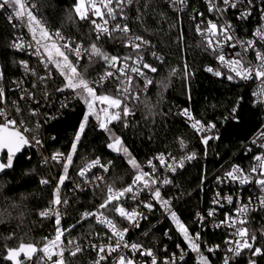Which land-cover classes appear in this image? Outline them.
<instances>
[{
	"label": "snow or ice",
	"instance_id": "snow-or-ice-1",
	"mask_svg": "<svg viewBox=\"0 0 264 264\" xmlns=\"http://www.w3.org/2000/svg\"><path fill=\"white\" fill-rule=\"evenodd\" d=\"M168 2L174 8L180 5L181 7L176 9L177 11L182 12L184 8L188 7V0H168ZM207 3L208 11L217 13L221 18L229 9H236L239 11V15L236 17L238 20H246L255 12L259 14L260 20L264 21V0H220L219 3L217 0H207ZM133 5L138 13L137 20L143 19L141 8L149 11L153 8L151 0H145L143 3L141 0H75L74 4L75 16L80 21L92 26L96 41H100L102 38L111 39L113 42L119 40L124 48L132 49V53L121 57L110 55L95 42L91 43L89 47H84L60 31H51L40 14V8L43 6L41 0H0V10L9 11L7 17L9 23L16 27L19 22L20 26L27 28L31 34L35 47L31 43L26 45L22 37L14 38L11 47L20 52L31 49V54L39 58L47 71L46 77H38L40 82L44 83L52 78L54 71L58 72L63 77L64 84L56 91L63 93L65 90H71L78 99L83 100L87 105V110L70 142L69 152L65 154L57 150L50 157L40 156V160L45 166L51 164L59 165L61 168L52 192V199L48 201L45 208L37 213L42 219L52 220L54 237L49 239L46 236L43 241L39 242L42 245L40 247H37L36 243L23 242L18 247H8L6 255L3 256V260L7 264H31L37 253L42 255L37 257L35 264H67L66 252L70 257H76L85 251L78 241L71 238L67 239V244H65V234L70 233L72 229L63 227L62 220L65 209L70 205V200L66 196L62 197L61 189L69 179V168L73 165V158L78 154V147L82 145V139L86 138V129L93 119L96 127L106 134L105 147L112 153L123 155L127 164L134 170L130 184L119 190L108 186L102 202L95 206V210L83 212L77 220V223H80L83 220L94 218L98 224L107 229V233H110V235L106 233V239L109 241L107 244H96L90 240L87 242L97 254L94 264H101L113 253H117L114 264H188V259L193 258L196 260V264H212L210 257L213 256L220 264H235L236 259L245 252H247V264H258L257 258H264V227H261L259 234L249 227V213L264 211V124L261 125L250 145H245L246 153H252L254 149H259L252 156L255 163L250 169L246 172L241 166L233 164L229 170L223 171V175L215 177L218 185L225 182L241 186L254 183L258 187L260 195L255 202L250 197L248 202L244 203L238 198L234 200L232 195L222 196L218 191L211 202L213 206L206 213L196 212L194 224L200 230L195 232L190 230L191 226L186 224L178 214L176 202L179 197L166 198L162 195V189L174 183L173 177L178 170L184 169L187 162L195 160L197 153L193 151L177 158L171 153L166 155L160 152L148 158L149 171H145L127 146L125 132L132 126L129 118L135 115L130 104L134 102L139 105L147 102L146 100L141 101L140 96L134 93L133 80L136 77L142 78L146 92L148 86L153 83L146 72H157L156 66L146 62V55H151L160 62L164 60L156 51L152 50L153 45L148 39L141 35L130 34L131 30L127 23L129 16L126 9ZM197 16L202 17L203 13H197ZM118 17L124 23L116 22L110 26V21H117ZM68 18L71 20L73 17L70 14ZM193 19L196 17L194 16ZM203 23L202 20L197 23L195 30L204 41L205 51L210 52L218 64L216 68L206 67L205 71L229 82L258 81V88L252 92V104L258 110H264V25L254 30L252 38L245 39L236 35L234 25L228 20H224L221 24L208 20L202 27ZM226 48L231 49L232 52L225 51ZM249 53H254L255 62L248 58ZM85 55L89 61H93L95 57L102 60L107 66V70L96 80L86 79L83 74L77 72V65L69 59L72 56L79 61ZM19 66L23 68L25 74L31 73L32 76H37L36 70L30 68L27 61H19ZM191 75L192 73L187 71V65H185L186 78ZM3 79L4 72L0 69V81ZM110 79L117 85L115 95L103 92ZM13 83L17 89H20L21 99L40 104L34 92L22 88L23 81H14ZM164 86L167 87L166 84ZM31 87L36 89L38 85L33 83ZM45 87H47L46 84ZM98 90L101 94H98ZM26 91L27 95L25 96L24 92ZM48 99L50 96L45 93L44 100ZM4 102L5 89L0 86V103ZM60 107L64 109L68 105L61 103ZM16 111L19 112L20 109L17 107ZM236 112L237 107H233L230 116L238 121ZM31 114L35 116L39 113L33 110ZM178 115L186 119L199 137L206 156L211 146L210 142L221 139L216 123L196 118L187 107L182 108ZM0 117H3L0 120V153L4 154L3 157H0V174H6L8 170L14 168L18 154L25 153L26 149H33L39 153L45 148V140L40 133L41 122H37L34 128L24 127L22 132L20 127H17L16 120L8 118L4 109H0ZM57 118L46 115L43 123H49ZM228 118L225 117V120ZM117 125L121 126L119 133L115 130ZM51 139L55 140V136ZM180 143L182 146L184 145L182 138ZM28 159L31 162V156ZM112 163V161L103 162L102 158L96 157L80 166L77 172L80 181H73V191H84L85 186L98 187L104 178L102 175H96L93 169L108 172ZM161 171L166 174L160 175ZM205 180L206 176L202 177L201 184ZM39 182L41 185L51 183L48 178H42ZM3 187V184H0V190ZM142 193H147L146 199H140ZM127 199L135 202L136 207L131 210L125 207L124 202ZM224 202L229 205L235 204V207L224 212V218L211 225L213 229H223L227 232L223 240L224 247L222 248L219 244L209 246L202 240V232L208 229V219L216 217L217 210L223 207ZM9 206L17 207L14 204ZM157 206L162 210L165 218L171 221L183 242V246L181 243L175 245L177 252H169L165 246L162 259L160 258L161 253H158L154 246L139 241L129 243L125 239L129 228L119 227L116 221L106 214L111 213L115 217L127 221L132 228L139 229L141 221L148 219L146 213H154ZM141 207L146 210V213L140 210ZM3 222V211H0V223ZM170 231L166 230L164 233L168 239H172ZM143 235L147 237L149 233L145 232ZM7 239H15L14 233ZM191 254H194V257Z\"/></svg>",
	"mask_w": 264,
	"mask_h": 264
},
{
	"label": "trees",
	"instance_id": "trees-1",
	"mask_svg": "<svg viewBox=\"0 0 264 264\" xmlns=\"http://www.w3.org/2000/svg\"><path fill=\"white\" fill-rule=\"evenodd\" d=\"M145 0H141V3ZM153 8H141L142 20H137L135 5L129 10V19L136 35L148 39L153 49L163 62L151 58V64L157 67V72L152 74V85L148 93L142 97L144 104H130L135 115L130 117L132 126L126 130L127 146L137 158L138 163L145 168L148 158L160 152H172L175 155L196 152L197 158L185 164L184 169L178 170L173 177L174 183L162 190V195L167 197H179L176 202L178 214L193 232L198 229L194 224L197 211L210 207L212 195L215 193V174H220L237 164L249 168L252 156L258 152H245V145L263 124V110H258L252 104L251 84L242 82H229L218 78L205 71L206 67H218L211 53L205 51L203 40L196 34L192 22L186 13L175 11L166 0H151ZM43 5L40 14L47 22L50 30L61 31L67 37L84 43L87 47L95 42L110 55L125 56L129 53L119 40L113 42L104 38L96 41L91 25L80 21L73 11L75 0H41ZM72 15L70 20L68 17ZM8 10H0V69L4 72L5 82L9 87L14 85V80L24 78L19 61L23 55L15 52L12 41L19 33V29L9 23ZM19 23L17 22V25ZM187 71L192 73L185 76ZM107 70L104 62L98 58L93 61H85L78 66L77 71L86 79L100 76ZM53 79L45 84H39L36 89L29 87L36 98L43 99L45 91L50 92L51 100L56 102L61 94L56 91L63 87V77L58 72H53ZM167 85L165 87L164 85ZM110 86L104 89V94L116 93ZM10 93L18 100L20 94L16 91ZM99 94H101L99 92ZM190 96V99H189ZM240 98H243L242 100ZM239 101V103H238ZM22 114L19 119L34 128L37 122L42 123L40 133L45 140V148L39 153L33 149L25 151L14 162V168L8 170L0 177V211H3V223H0V264H7L3 260L8 247H18L20 243H36L40 245L43 237H50L54 233V224L50 219H42L37 213L45 208L52 199L54 184L41 185L42 178L51 180L50 169L42 164L40 156L43 152L51 156L57 150L67 154L70 150V142L73 139L76 128L87 110V105L77 99L68 108L63 109L56 120L43 123L44 115L33 116L30 108L34 102L20 100ZM55 107V106H54ZM189 108L193 115L202 121H214L217 125L221 139L212 141L208 154H204V146L200 144L199 137L189 126L188 122L178 115L182 108ZM233 107H237L236 116L232 119L230 113ZM53 107L49 109L52 111ZM58 111V110H56ZM225 117H229L225 120ZM118 133L121 126L115 129ZM55 136V140L51 137ZM183 139L184 145L180 143ZM106 134L102 133L91 120L86 129V138L82 139V145L78 147V154L73 158V165L69 168V178L77 180L79 167L93 158L100 157L103 162L112 161L109 173V183L94 191H84L72 199L69 208L70 220H64L65 228H71L67 233L78 241H84L92 232H102L93 218H89L82 224L72 227L81 211H94L95 206L102 202L108 186L123 188L131 183L134 170L127 164L123 155L110 152L105 144ZM31 156V162L28 157ZM6 158V157H5ZM54 174L58 178L61 171L59 165H52ZM206 180L201 184L202 177ZM17 205L13 208L9 205ZM116 218L113 214L107 213ZM164 217L162 210L157 206L151 218L144 222L143 229L153 227L145 243L156 249L168 245L174 248L176 243H182L181 237L176 233L173 224ZM75 221V222H74ZM158 223V224H157ZM257 231L264 227V212H252L250 225ZM166 230H171L172 239L164 236ZM15 239L9 240L13 235ZM209 242L222 240L223 233L210 231L203 234ZM94 253L85 251L76 257L66 258L67 264H90ZM258 264H264V258H257Z\"/></svg>",
	"mask_w": 264,
	"mask_h": 264
},
{
	"label": "built area",
	"instance_id": "built-area-1",
	"mask_svg": "<svg viewBox=\"0 0 264 264\" xmlns=\"http://www.w3.org/2000/svg\"><path fill=\"white\" fill-rule=\"evenodd\" d=\"M166 2L169 4L168 0H166ZM217 2L219 3L220 0H217ZM169 6L171 8H173L175 11H177L176 9L181 7L180 5H177L176 8H174L171 4H169ZM132 6H130L129 8L126 9L127 11V14L129 16V10ZM242 10V9H241ZM177 12H180V13H186L187 16H188V19L192 22L193 24V27H194V30H195V26L197 23H199L201 20L204 22L201 26L203 27L204 24L207 23L208 20H213L214 22H217L218 24H221L224 22V20H228L230 21L234 27H235V30H236V35L238 37H241V38H245V39H249V38H252V34L254 32V30L262 25H264V21H261L260 20V17H259V14L258 13H255L250 16L248 19L246 20H238L236 19V17L239 15V11L236 10V9H229L225 14H224V17L221 18L220 16H218L217 13L215 12H209L208 11V3H207V0H188V7L187 8H184V10L181 12V11H177ZM197 13H203V16H197ZM196 17V19H193V17ZM99 22V20H98ZM116 22H120V23H124V21H120L119 20V17L117 19V21H110V26L113 25L114 23ZM19 23V22H18ZM128 25H129V28H130V34L132 35H136L133 31V27H132V24L130 22V19L127 21ZM17 28L19 29V33L16 35V37H22L25 44H29L31 43L33 45V47H35V44H34V41H32V38H31V34L28 32L27 28H24V27H21L20 24L17 25ZM91 29H92V26H91ZM53 31V30H51ZM54 31H57V30H54ZM61 32V31H60ZM196 32V30H195ZM62 33V32H61ZM92 33H93V30H92ZM63 34V33H62ZM196 34L202 39V37L196 32ZM64 35V34H63ZM94 35V33H93ZM66 36V35H65ZM15 37V38H16ZM95 37V35H94ZM72 39V38H71ZM104 39V38H102ZM75 40V39H73ZM77 41V40H75ZM79 43H81L84 47H87L84 43L80 42V41H77ZM204 42V41H203ZM13 49V48H12ZM129 49V53H132V49L131 48H128ZM15 52L23 55V58L20 59L23 60V61H27L29 63V67L32 68V69H35L36 72H37V76H32L31 73H28V74H25L24 73V70L22 68V71L24 73V78H20L18 80H14V81H23V84H22V88L23 89H26L27 91H31L30 87H29V83H31V85L33 83L37 84L39 86V84H45L47 83V81H51L53 79L54 76H52L51 79H48L46 80L44 83H41L40 80L38 79V77L40 76H47V71L44 69V66L43 64L40 62L39 58L37 56H34L31 54V49H26L25 51H17L15 49H13ZM153 51H155L153 48H152ZM237 51L239 49H236ZM225 51L231 53L232 50L231 49H225ZM210 53V52H209ZM127 54V55H128ZM71 60L73 61L74 64L77 65V69H78V66H80L83 62L89 60L87 58V56H83L79 61H77L74 57L70 56ZM151 58H154L152 57L151 55H146V62L148 63H151L150 59ZM248 58L250 60H252L253 62L254 61V53H249V56ZM226 71V70H225ZM146 74L149 76L150 79H152V74L151 72H146ZM99 76H95V77H91L89 78L88 80H96L98 79ZM236 82H242V83H246V84H251L255 89L258 88V85H259V82L258 81H236ZM133 84H134V93L139 95L140 96V99H142V97H144L149 89L151 88V85L148 86L147 88V91L145 92L144 91V80L142 78H134L133 80ZM0 86L4 87L5 89V102L4 103H0V109H4V111L7 113V116L8 118L10 119H14L16 120V125L17 127H20V130L23 132V128L24 127H27V124L23 121H21L19 119V116L22 114L23 110H22V107H21V102L20 100H24V99H21L18 100L16 99L11 93L10 91H16L20 94V97H21V91L20 89H17L16 88V85H12L11 87L8 88L6 82H5V79H3L2 81H0ZM110 86H113L115 88V92L116 93V83L115 81L113 80H109L107 82V87L105 89H109ZM27 91L24 92V95L26 96L27 95ZM33 92V91H32ZM99 90H98V94H99ZM45 93H48V95L50 96V92L49 91H45ZM44 93V94H45ZM59 94H61V97L60 99L56 102L52 101L51 100V97L50 99H48L47 101L44 100V96H43V99H38L36 98L37 100L40 101V104L37 105L34 101V104H33V107L30 108V114L32 113L33 110H36L39 114L38 115H35V116H40V115H44V119H45V116L46 115H51V116H56L58 117L60 114L64 113L63 109H61V103H66L68 105V107L74 102L76 101L78 98L76 97V95L71 91V90H65L63 93L59 92ZM36 97V95H35ZM13 101H15V103H13ZM26 101V100H24ZM55 106V107H54ZM19 108L20 111L17 112L16 111V108ZM52 111L53 112H50L49 109L52 108ZM67 107V108H68ZM65 109V108H64ZM58 110V111H56ZM184 118V117H183ZM3 117H0V120H2ZM185 119V118H184ZM186 120V119H185ZM21 122H23V125H21ZM40 122V121H38ZM189 124V123H188ZM263 124H264V110H263ZM261 128V127H260ZM218 130V128H217ZM258 132V131H257ZM257 132L250 138V140L247 142L246 145H250L251 143V140L254 138V136L257 134ZM27 135V134H26ZM29 149H26L25 151H27ZM43 150V149H42ZM259 150V149H258ZM165 153L166 155L168 153H171L173 154L172 152H163ZM188 153H185L183 155H186ZM174 156H176L177 158L183 156V155H175L173 154ZM43 156L44 157H50L49 155H47L46 153L43 152ZM188 163V162H187ZM255 163V161L252 160V163L250 165V167ZM43 164V162H42ZM158 164V162H157ZM44 165V164H43ZM237 165V164H236ZM241 166V165H239ZM51 173H52V177H51V182H53L54 184V188L56 186V182H57V177L56 175L54 174V170L52 168V165H48L47 166ZM246 172L250 169L249 168H244L243 166H241ZM230 169V168H229ZM227 169V170H229ZM145 171H149V168L147 167V165L145 166L144 168ZM226 171V170H225ZM93 172L96 173V175H102L103 176V181L99 183V186L98 187H95V188H91V187H88V186H85V190L84 191H94L96 189H99L100 187H102L103 185H107L109 183V173H110V169L108 172H103L102 170H96V169H93ZM160 175H165L166 173H164L163 171H161L159 173ZM217 175H223V172L220 173V174H215L214 175V178L217 176ZM78 177V176H77ZM76 182H79L80 181V177L77 178V180H75ZM215 185H216V189H215V193L212 195V198H211V202L215 196V194L219 191L221 193L222 196H228V195H232L234 197V200L235 199H240L242 202L244 203H247L249 198L251 197L253 202L256 201L257 197L260 195V191L258 189V187L254 184V183H251V184H247V185H239V184H234V183H228V182H225L223 184H217V181L215 179L214 181ZM167 187V186H166ZM166 187H164L163 189H165ZM73 188H74V184H73V181L69 178L68 181H66V185L64 187H62L61 189V192H62V197H67L69 198L70 200V205L72 203V199L77 196L78 194L84 192V191H73ZM117 190L119 189H122V188H115ZM162 189V190H163ZM147 198V193H142L141 196H140V199H146ZM70 205L65 209V215H64V219L62 220V225H63V221L64 220H70L71 216H70V212H69V208H70ZM124 205L125 207H127L129 210H131L132 208L136 207V203L133 202L131 199H127L125 202H124ZM212 203L210 204V207H212ZM206 208V210L202 211V210H199L197 212H201V213H206L207 210L210 208ZM235 207V204L233 205H229L227 204L226 202H224L223 204V207L218 209L217 210V215L215 218H209L207 223H208V229L204 232H202V240L205 241L209 246H214V245H221V247L223 248L224 247V244H223V240L225 238V236L227 235V232L223 229H213L211 227V225L214 223V222H218L219 220H222L224 218V212H227V211H230L232 210L233 208ZM141 211H144L146 213V210H144L142 207L140 209ZM85 212V211H81L80 214H79V217L81 216V214ZM254 212H264V211H254ZM252 213V212H251ZM249 213V217H250V214ZM107 214V213H106ZM148 219L147 220H142L141 221V227L139 229L137 228H132L127 221H124L122 220L121 218L119 217H112L111 215L107 214L110 216V218H113L117 225L121 228L123 227H128L129 228V231L128 233L125 235V239L129 242V243H132V242H141V243H145V236L143 235L145 232H150L151 229L154 227H149V228H146V229H143V224L144 222L148 221L152 214H148ZM78 217V218H79ZM78 218L76 219V222L73 224L75 226H78L80 224H82L84 221L86 220H83L81 221L80 223H77V220ZM196 217H194L195 219ZM94 219V218H93ZM163 219H166L165 218V215L164 217L161 219V221ZM95 220V219H94ZM97 223V222H96ZM158 224V223H157ZM98 226H100L102 228V232H98V231H95V232H92L84 241H78L76 240L75 238L71 237L70 235H68L67 233L65 234V244H67V239L71 238L73 240H76L78 241L82 247H84L85 251H89V252H92L94 253V258L91 260L90 264H94V261L97 259V254L96 252L89 246V244L87 243L89 240L92 242V243H96V244H99V243H105L107 244L109 241L106 239V233H107V229L104 228L103 225H100L97 223ZM64 227V225H63ZM200 230L199 228L195 231H198ZM210 231H217V232H222L223 233V237H222V240L221 241H218V242H209V239H204L203 237V234H205L206 232H209ZM54 231V230H53ZM193 231V232H195ZM108 235H110V233H107ZM54 237V233L48 237L49 239L53 238ZM148 237V236H147ZM45 237L42 238V241ZM177 244V243H176ZM175 244V245H176ZM182 246H183V242L181 243ZM174 245V248H170L167 246V248L169 249V252H177V249ZM42 246L41 244L38 246L40 247ZM165 246H163L162 248H158L155 250L158 252V253H161V256L160 258L162 259L163 256H162V252H163V249H164ZM204 250V249H202ZM84 251V252H85ZM125 252H127V250H124ZM205 254L207 255V252L205 250ZM39 255H42L41 253H37L36 256L33 257V261L31 262V264H35V261L37 259V257ZM79 255V254H78ZM193 257H194V254H191ZM219 255V254H218ZM117 256V253H113L112 256H110L106 261H102L101 264H114V258ZM65 257L66 258H72L68 255V253L66 252L65 253ZM138 259L139 256H137ZM210 259L212 260V264H220V262L216 259L215 256L213 257H210ZM188 264H196V260L193 258V259H188ZM235 264H247V252H245L241 257H238L235 261Z\"/></svg>",
	"mask_w": 264,
	"mask_h": 264
},
{
	"label": "water",
	"instance_id": "water-1",
	"mask_svg": "<svg viewBox=\"0 0 264 264\" xmlns=\"http://www.w3.org/2000/svg\"><path fill=\"white\" fill-rule=\"evenodd\" d=\"M21 155V154H18V156ZM4 154L0 153V157H3ZM3 174H0V177L2 176Z\"/></svg>",
	"mask_w": 264,
	"mask_h": 264
},
{
	"label": "rangeland",
	"instance_id": "rangeland-1",
	"mask_svg": "<svg viewBox=\"0 0 264 264\" xmlns=\"http://www.w3.org/2000/svg\"><path fill=\"white\" fill-rule=\"evenodd\" d=\"M69 59L71 60V58L69 57ZM72 61V60H71ZM73 62V61H72ZM78 72V71H77ZM83 101V100H82ZM84 102V101H83ZM98 107H99V105H98Z\"/></svg>",
	"mask_w": 264,
	"mask_h": 264
}]
</instances>
